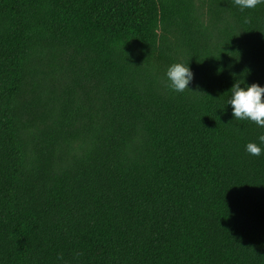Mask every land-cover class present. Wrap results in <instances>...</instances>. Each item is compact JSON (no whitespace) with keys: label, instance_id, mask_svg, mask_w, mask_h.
<instances>
[{"label":"trees","instance_id":"16d2710c","mask_svg":"<svg viewBox=\"0 0 264 264\" xmlns=\"http://www.w3.org/2000/svg\"><path fill=\"white\" fill-rule=\"evenodd\" d=\"M214 2L192 91L174 92L131 48L187 31L191 0H0V264H264V153L245 151L264 128L226 104L236 82L264 86V3ZM57 45L73 73L42 68Z\"/></svg>","mask_w":264,"mask_h":264},{"label":"rangeland","instance_id":"374dc122","mask_svg":"<svg viewBox=\"0 0 264 264\" xmlns=\"http://www.w3.org/2000/svg\"><path fill=\"white\" fill-rule=\"evenodd\" d=\"M196 10V17L189 23L187 31L179 26L162 27L160 29L159 47L153 49L147 45L134 42L131 48L133 67L144 73L162 77L165 75L169 65L176 62L185 64V56L200 46V41L208 39L211 41L215 27L218 21L217 9L214 0H191ZM70 49L61 45L51 46L46 54H42L44 59L43 69L52 72L66 73L71 70V61L69 59ZM195 78V75H194ZM193 78V80H194ZM30 87L31 92L36 91L38 86L43 87L40 82H36ZM32 85V86H33ZM83 102L87 109L96 113L103 110L105 98L98 90H93L83 97ZM53 113L43 114L35 119L32 124L38 132L48 124ZM86 124L83 123L78 132L67 140L66 154L74 157L84 145L86 134Z\"/></svg>","mask_w":264,"mask_h":264},{"label":"clouds","instance_id":"9594fccd","mask_svg":"<svg viewBox=\"0 0 264 264\" xmlns=\"http://www.w3.org/2000/svg\"><path fill=\"white\" fill-rule=\"evenodd\" d=\"M234 3L244 10L255 8L258 4L264 3V0H234ZM165 75L168 87L174 92L191 90L189 85L193 81L194 74L189 64L173 63L169 65ZM226 104L231 106L234 120L251 121L257 127L264 128V86L258 83L236 82L230 89ZM245 151L253 156L264 153V134H260L256 141L248 142L245 145Z\"/></svg>","mask_w":264,"mask_h":264}]
</instances>
